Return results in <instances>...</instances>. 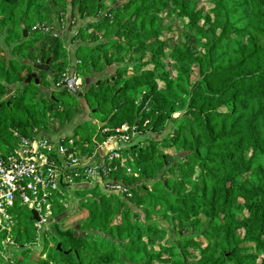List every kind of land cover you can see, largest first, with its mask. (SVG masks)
Returning <instances> with one entry per match:
<instances>
[{"label":"trees","instance_id":"1","mask_svg":"<svg viewBox=\"0 0 264 264\" xmlns=\"http://www.w3.org/2000/svg\"><path fill=\"white\" fill-rule=\"evenodd\" d=\"M61 19L83 97L58 86L67 36L37 30ZM1 41L0 140L72 139L90 158L122 126L138 132L122 150L135 174L117 163L108 181L130 196L84 186L87 216L14 264H264V0H0Z\"/></svg>","mask_w":264,"mask_h":264},{"label":"built area","instance_id":"2","mask_svg":"<svg viewBox=\"0 0 264 264\" xmlns=\"http://www.w3.org/2000/svg\"><path fill=\"white\" fill-rule=\"evenodd\" d=\"M65 26L67 21L61 19L54 26L41 24L37 30L57 36L62 34ZM58 86L77 95L83 92V78L77 72L68 71L63 74ZM117 132L119 138L115 139L124 145H130L138 135L136 126L124 125ZM11 136L15 140L14 148H8L7 153L0 150V261L9 262L14 258V249L19 247V237L15 236V231L19 227L21 211L30 213L36 233L33 244L41 246L42 252L52 228L78 211L74 207L76 202L67 201V193L73 195L78 186L102 185L122 197L130 196L123 184L108 182L119 171L117 163L128 174H135L127 166V156L119 146L106 150L103 145L94 156L81 158L71 149L74 145L72 139L68 144H55L49 138L25 137L19 132ZM55 155L60 156L61 160ZM56 201L61 202L65 210L62 217H57L55 213ZM33 213L37 214V220H33Z\"/></svg>","mask_w":264,"mask_h":264},{"label":"rangeland","instance_id":"3","mask_svg":"<svg viewBox=\"0 0 264 264\" xmlns=\"http://www.w3.org/2000/svg\"><path fill=\"white\" fill-rule=\"evenodd\" d=\"M201 7L203 6V7H206L207 9H209L211 6L210 5H207V4H201L200 5ZM68 17V16H67ZM69 18V17H68ZM69 20V19H68ZM39 21L40 20H38L36 23H39ZM56 21L57 20H55L54 21V23H56ZM42 24V23H41ZM43 24H45V23H43ZM40 25V24H39ZM66 28H65V30L62 32V36H65V35H67L68 34V23H67V26H65ZM70 37H72V35H70L69 36V38H68V40H67V47H68V49H69V55L70 56H73V49H74V45L72 44V45H69V41L71 40V38ZM0 43H2L1 45L5 48V53L11 58L12 57V53H13V47L11 46H8L7 44H4L2 41L0 42ZM51 63V62H50ZM46 65V64H45ZM49 67H50V64L48 65ZM171 69H173V68H171ZM41 71V70H40ZM70 72V69L68 68V69H66V71L65 72ZM76 72V71H75ZM35 74H37L38 75V73L37 72H35ZM34 80V79H33ZM32 80V81H33ZM31 81V82H32ZM193 81H194V76L193 75H191V76H189V77H180L178 80H177V82L178 83H180L178 86H176V88H180V89H183L184 91H185V88L186 87H188V89H190V86H191V83H193ZM1 83H3L4 84V82H1ZM11 89H12V87H11ZM14 91H15V88H13L12 90H10V93H9V95H5L4 96V99H6L7 101H11V99H12V96H13V93H14ZM84 101H85V99H84ZM87 111V113H85V116L86 117H84L86 120L88 119L89 121H93L94 122V124L96 123V124H98V122L96 121V120H94V118H93V116H92V113H91V110L89 109H87L86 110ZM84 118H82V120H84ZM178 118H179V116L178 115H175L174 116V120L175 121H177L178 120ZM91 121V122H92ZM86 123V122H85ZM88 125H89V123H87ZM55 128L56 129H60V125H59V123H57V125L55 126ZM13 131V129H11V131L10 132H12ZM9 132V134L7 135V136H5V139H1L0 140V150H1V152H3V153H7V150H8V148H14V146H15V140H13V138H12V136H11V133ZM9 136V140H6L7 139V137ZM149 135H145V136H142V137H140V138H137L136 139V142L137 141H146L149 137H148ZM89 137V134L88 133H82L81 135H80V139H82V140H84V139H86V138H88ZM104 142H102V143H100V145L101 144H103ZM130 146L131 145H124V144H120V149L122 148L123 150H125V149H129L130 148ZM165 152L166 153H172V154H176L177 153V150L176 149H166L165 150ZM128 166V165H127ZM129 175V179H131L130 178V176H132L131 174H128ZM96 186H98L97 187V189H99V192H97V194H95L93 197L94 198H97L99 195H100V191L101 190H104V189H107L105 186H100V185H95V186H92V188H95ZM91 188V189H92ZM87 188H83V187H77L75 190V192H74V194L73 195H71V194H69V193H67V201H72L73 200V203L74 202H76L78 199H80L81 200V198H83V196H90L91 194H85V193H81L82 191H87L86 190ZM108 190V189H107ZM78 191V192H77ZM89 191V190H88ZM109 191V190H108ZM79 197V198H78ZM78 205V204H77ZM77 205H75L74 207H75V209L77 208H79V206L77 207ZM63 207H62V203H59V201H56V205H55V213H56V215H57V217H58V215H59V210H61ZM76 211V210H75ZM77 212L78 211H76L75 213H73L72 215H71V217L70 218H68V220H66V221H63L61 224H59V227H61V228H68V227H73V225H75L76 223H78L79 221H81L82 219H84L86 216H87V214H85V215H82V216H75V214H77ZM75 216V217H74ZM74 217V218H73ZM53 230V229H52ZM19 234H21V238H20V241H19V247L17 248L16 247V249H14V251H13V253H14V258L13 259H11L9 262H2V261H0V264H14V261L15 260H18V259H20L22 256H24V251L26 250V249H30V252L28 253V255L26 256V257H23L24 258V263H27L28 262V260H29V258L31 257V256H33V255H35L36 253H39L40 252V250L42 249V247L41 246H37L36 244H33V242H34V239L36 238V233H35V230H34V223L33 222H31L30 221V213L27 211V210H23V211H21V220L19 221V227H18V229L15 231V236L17 237V235L19 236ZM48 243V242H47ZM50 244V243H49ZM23 245H24V247H23ZM53 246V243H51V247ZM46 249H47V247H46Z\"/></svg>","mask_w":264,"mask_h":264},{"label":"crops","instance_id":"4","mask_svg":"<svg viewBox=\"0 0 264 264\" xmlns=\"http://www.w3.org/2000/svg\"><path fill=\"white\" fill-rule=\"evenodd\" d=\"M72 35V34H71ZM67 36L66 39L69 38V34L65 35ZM71 38V37H70ZM73 43L71 42V40L69 41V45H72ZM66 45H67V42H66ZM74 45V44H73ZM68 48V47H67ZM73 52H75V45H74V49L72 50ZM69 49H68V53H69ZM75 64H76V57H75V53H73V56H70L69 57V69L70 71H73V68L75 67ZM45 66H48V65H43V68H45ZM48 71L50 70V67L48 66ZM48 71H45V72H48ZM75 72V70H74ZM104 145V146H103ZM100 146H103V148L105 147V149H109L111 147H118L120 146V143L115 139V138H111L110 140H108L107 142H104L103 144L99 145ZM76 205H77V201H76ZM78 207V205H77Z\"/></svg>","mask_w":264,"mask_h":264},{"label":"water","instance_id":"5","mask_svg":"<svg viewBox=\"0 0 264 264\" xmlns=\"http://www.w3.org/2000/svg\"><path fill=\"white\" fill-rule=\"evenodd\" d=\"M50 62H51V59H49V60L46 62V65H49ZM37 69H38V70H41V71H48L49 68H48V66H45V68H43L42 65H39V66L37 67ZM33 79L35 80L36 83H39L38 75L35 74V73L32 74V75H30V76L28 77L27 82H31ZM83 96H84V94L81 93V94H80V97H83ZM70 153H72V151H70ZM33 214H34L33 220H37V219H38V218H37V214H36V213H33ZM58 249H61V245L58 246Z\"/></svg>","mask_w":264,"mask_h":264}]
</instances>
